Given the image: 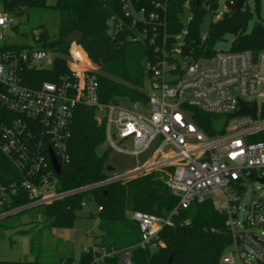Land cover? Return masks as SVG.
Returning a JSON list of instances; mask_svg holds the SVG:
<instances>
[{
	"label": "built area",
	"instance_id": "obj_1",
	"mask_svg": "<svg viewBox=\"0 0 264 264\" xmlns=\"http://www.w3.org/2000/svg\"><path fill=\"white\" fill-rule=\"evenodd\" d=\"M121 2L124 16L135 29L130 38L148 44L153 53L145 65L146 101H128V106L100 103L98 82L91 71L72 69L56 81L33 84L29 73L49 69L53 59L38 45L35 31L24 41L30 48L15 47L8 32L17 35L19 22L0 9V109L14 115L10 120L1 116L0 151L24 176L0 182V222L74 192L56 189L49 150L59 164L67 159L72 116L76 106L83 105L95 108L103 121L106 148L138 158L135 168L108 182L169 169L167 187L177 199L172 214L191 203L213 200L217 193L215 207L224 215L231 239L217 264H264V139L252 140L258 134L264 138V48L220 50L210 58L196 57L188 39L194 17L190 8H183L178 15L180 28L170 32L167 8L160 1L151 11L133 8L130 0ZM229 10L224 5L219 15L212 12L208 18L217 21ZM206 39L207 33H200L199 42ZM240 102H254L255 117H228L240 109ZM196 112L220 119L207 124L216 130L214 134L198 124ZM251 182L256 187L248 190ZM21 195L28 197V203L9 207ZM129 218L138 227V246L150 250L163 246L159 232L173 225L170 216L139 211L129 213ZM89 250L94 254L92 264L114 256L117 264H133L129 249L105 250L92 241L83 251Z\"/></svg>",
	"mask_w": 264,
	"mask_h": 264
},
{
	"label": "trees",
	"instance_id": "obj_2",
	"mask_svg": "<svg viewBox=\"0 0 264 264\" xmlns=\"http://www.w3.org/2000/svg\"><path fill=\"white\" fill-rule=\"evenodd\" d=\"M156 0H130L133 8L151 11ZM167 8V21L170 32L180 28L178 15L183 8H190L194 14L189 25V42L194 56L210 58L217 42L225 36H231L229 51L264 48V19L259 13V0H245L242 10L229 17L224 12L217 21H210L207 39L199 42L201 26L219 8L218 0H158ZM226 1L227 8L236 0ZM249 2H253L250 9ZM121 0H59L48 5L46 0H0V9L17 19L29 11L52 10L57 14V29L53 38L43 25L29 30L15 32L23 41L15 43L19 49L30 48L24 41L38 31V45L46 51H55L49 69L29 73L33 84L42 81H56L61 75H70L68 56L70 43H64L69 33L77 30L81 39L79 46L82 65L97 66L91 71L98 82L100 103H118L122 100L145 102L146 63L153 59L152 47L141 41H133L135 29L128 17L124 16ZM253 24L250 29V22ZM120 24V28L115 25ZM139 27V25H138ZM93 36L95 44L84 36ZM75 45V46H76ZM83 52H85V55ZM99 56L96 59L94 56ZM32 83V82H31ZM33 86L32 84H30ZM2 114L14 118V115L0 109ZM264 116V104L262 106ZM198 124L212 135L215 129L207 124L218 122L217 116L196 112ZM67 140V159L60 162L61 171L57 175L58 191H74L64 198L35 208H25L19 213L32 210L29 220L35 223L27 233L32 234L30 253L32 260L3 261L0 264H73L74 256L71 245L62 239L52 237L54 228H71L77 212L85 203L92 200L96 212L89 213L97 219L99 233L93 243L105 250L129 249L133 264H217L224 251L230 246L231 239L224 226V215L218 213L211 198L200 203H191L186 208L172 214L177 206L167 187L169 169H156L142 172L127 179L107 181L110 172L105 170L110 149L101 150L105 142L104 123L97 118L96 110L83 105L76 106L70 123ZM261 135L252 136V140H263ZM105 146V145H104ZM24 176L16 170L0 151V182L19 181ZM84 188V189H83ZM28 197L13 198L9 207H18L28 203ZM144 212L157 216H170L172 226H164L159 232L163 246L153 250L138 246L140 234L137 224L129 218L131 212ZM40 223V227H38ZM7 222H0L2 229ZM48 233V234H47ZM94 254L91 250L83 251L78 264H92ZM95 264V263H93ZM100 264H117V257L106 258Z\"/></svg>",
	"mask_w": 264,
	"mask_h": 264
},
{
	"label": "rangeland",
	"instance_id": "obj_3",
	"mask_svg": "<svg viewBox=\"0 0 264 264\" xmlns=\"http://www.w3.org/2000/svg\"><path fill=\"white\" fill-rule=\"evenodd\" d=\"M48 5H53L59 0H46ZM227 0H218L219 9L216 12L219 15L222 12V8L226 5ZM253 2H249L250 9H253ZM259 13L262 19H264V0H259ZM15 20L19 22V29L29 30L30 28L37 29L38 25H43L48 33L50 38L54 39L56 29H57V14L52 10H43L36 12L34 10L29 11L22 18ZM253 21L250 22L248 29L251 28ZM210 25V18H207L201 26V34L207 33ZM38 32V31H35ZM9 39L15 43H21L23 39L14 35L11 32H8ZM89 41L91 44H95L93 36H84V41ZM232 37L225 36L224 39L220 42H217L214 46L215 51H227L230 47ZM75 42L70 43V49L68 60L70 68L78 72L86 71H97V66H88L82 65L80 56L76 52L81 53V50L78 44L75 46ZM85 55V52H83ZM56 56L55 51H49L48 58L52 60ZM96 59L99 56H94ZM128 100H122L121 104L123 106H128ZM223 121L224 118L222 117ZM126 147L129 150L131 148L129 142L126 141ZM101 150H106L105 146L101 147ZM138 158L131 156L129 154L118 153L114 150H109L107 155L108 164L114 167V171L110 172L111 177H117L125 172L133 169L137 166L136 161ZM141 160V158H139ZM256 187L254 182L248 185V190ZM213 202L215 206L219 202V195L214 193L212 195ZM95 203L90 200L85 203L80 211L77 212V217L74 219L71 228L60 229L54 228L51 233L52 237L55 239H62L67 241L71 245L73 250L74 262L73 264H78L79 256L83 252L85 247L90 246L91 242L94 240L95 235L99 233L97 228V219L93 216H89V213L96 212ZM32 210L24 211L22 213H15L6 217L3 221L10 224L8 227L2 229L0 237V260L3 261H24L32 260L33 256L30 253V244L32 239V234L27 233V231L35 226V223L29 220L30 212ZM40 223H38V227ZM48 234V233H47Z\"/></svg>",
	"mask_w": 264,
	"mask_h": 264
},
{
	"label": "water",
	"instance_id": "obj_4",
	"mask_svg": "<svg viewBox=\"0 0 264 264\" xmlns=\"http://www.w3.org/2000/svg\"><path fill=\"white\" fill-rule=\"evenodd\" d=\"M244 4H245V0H236L229 10V13H228L229 17L235 16L240 10H242L244 7ZM81 36L82 35L79 31L74 30L71 33H69L65 38H63V42L64 43H71L73 41L77 42L81 39ZM255 112H256V105L254 102L252 103L240 102V109L232 114H229L228 117H234V116L244 115V114H249L252 117H255ZM49 155H50L51 164L53 166V169L55 173L59 175L61 171V165L58 163L55 155L53 154L51 150H49ZM105 170L107 172H113L114 167L107 163L105 165ZM261 182H264V179H262Z\"/></svg>",
	"mask_w": 264,
	"mask_h": 264
}]
</instances>
